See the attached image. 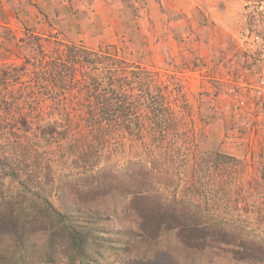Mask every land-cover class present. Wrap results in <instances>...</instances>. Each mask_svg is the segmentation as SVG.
Listing matches in <instances>:
<instances>
[{"label":"rangeland","instance_id":"obj_1","mask_svg":"<svg viewBox=\"0 0 264 264\" xmlns=\"http://www.w3.org/2000/svg\"><path fill=\"white\" fill-rule=\"evenodd\" d=\"M261 2L264 0H0V65H18L31 56L20 46L27 31L38 36L57 32L67 42L94 51L117 50L136 65L158 72L153 84L163 89L159 100L164 105L158 115L164 116L149 118L172 135L166 143L148 142L135 131L115 127L100 166L119 170L153 158L149 151L156 152L157 158L166 152L170 155L167 168L173 175L167 183L171 187L162 186L166 197L199 205L215 219L220 216L226 227L241 232L244 241L264 247V113L257 99L244 95L242 106L236 101L241 97L236 92L237 76L249 74L251 69L241 55L252 39L248 12ZM41 146L50 149L46 160L57 183L69 168L60 159L67 142L51 147L41 142ZM219 154L225 160H217ZM6 183L10 190H17L9 180ZM50 199L58 211L70 213V203L59 200L58 193ZM123 202L116 195L100 205L102 210L95 202L76 203V208L102 211L103 238L117 250L106 251L104 257L95 252V264H238L217 252L193 254L191 260L166 240L150 241L144 261L140 256L134 259L128 248L142 238L125 233H136V225L124 218ZM34 238L41 256L30 253V260L41 264L47 238L45 234ZM8 252L0 255L1 264H15L9 257L5 259ZM48 260L45 264H69L59 250Z\"/></svg>","mask_w":264,"mask_h":264},{"label":"trees","instance_id":"obj_2","mask_svg":"<svg viewBox=\"0 0 264 264\" xmlns=\"http://www.w3.org/2000/svg\"><path fill=\"white\" fill-rule=\"evenodd\" d=\"M20 46L31 56L18 65H0V255L9 251L5 259L11 263L36 264L30 253L41 255L33 239L45 234L41 264L58 250L69 264H95V252L104 257L106 251L117 250L103 238L102 211L76 208V203L95 202L102 210L104 201L119 195L124 218L136 225V233H125L142 238L128 248L134 259L144 261L150 241L166 240L191 260L193 254L217 252L233 263L264 264V247L244 241L241 232L219 221L220 216L215 219L199 205L166 197L162 186L169 187L173 178L168 153L157 158L149 151L153 158L146 161L151 166L146 161L119 170L100 166L115 127L135 131L148 142L166 143L172 135L149 118L164 116L158 115L163 89L153 84L158 72L136 65L117 50L94 51L67 42L57 32L38 36L27 31ZM146 122L151 124H140ZM61 141L68 148L60 159L69 168L56 183L46 160L50 149L41 142L51 147ZM217 158L225 160L220 154ZM7 180L17 190H10ZM53 193L70 203V213L55 208Z\"/></svg>","mask_w":264,"mask_h":264},{"label":"built area","instance_id":"obj_3","mask_svg":"<svg viewBox=\"0 0 264 264\" xmlns=\"http://www.w3.org/2000/svg\"><path fill=\"white\" fill-rule=\"evenodd\" d=\"M247 18L252 39L251 43L243 45L241 55L248 65L250 64L251 69L249 74L237 76L236 92L240 93L241 97L237 96L236 101L238 106H242V97L250 96L261 102L259 110L264 113V2L255 4L249 10Z\"/></svg>","mask_w":264,"mask_h":264}]
</instances>
